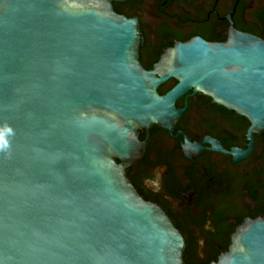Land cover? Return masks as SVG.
I'll use <instances>...</instances> for the list:
<instances>
[{"label":"water","instance_id":"obj_1","mask_svg":"<svg viewBox=\"0 0 264 264\" xmlns=\"http://www.w3.org/2000/svg\"><path fill=\"white\" fill-rule=\"evenodd\" d=\"M123 1L0 0V264H185L182 233L127 178L138 129L172 132L192 91L249 122L235 160L264 133L263 39L232 24L224 42H178L146 69L137 19L113 10ZM211 264H264V219Z\"/></svg>","mask_w":264,"mask_h":264},{"label":"flooded vegetation","instance_id":"obj_2","mask_svg":"<svg viewBox=\"0 0 264 264\" xmlns=\"http://www.w3.org/2000/svg\"><path fill=\"white\" fill-rule=\"evenodd\" d=\"M112 6L137 19L146 69L178 42H224L232 24L264 40V0H125ZM176 83L167 80L161 94ZM175 108L182 112L172 132L157 125L138 129L144 151L126 175L182 233L185 264H211L245 220L264 219V133L254 134L248 155L235 160L232 150L249 147L247 119L192 91L177 98ZM186 139L201 151L184 146Z\"/></svg>","mask_w":264,"mask_h":264},{"label":"clouds","instance_id":"obj_3","mask_svg":"<svg viewBox=\"0 0 264 264\" xmlns=\"http://www.w3.org/2000/svg\"><path fill=\"white\" fill-rule=\"evenodd\" d=\"M9 141L3 138H0V152H5L9 149Z\"/></svg>","mask_w":264,"mask_h":264},{"label":"trees","instance_id":"obj_4","mask_svg":"<svg viewBox=\"0 0 264 264\" xmlns=\"http://www.w3.org/2000/svg\"><path fill=\"white\" fill-rule=\"evenodd\" d=\"M224 39V38H223ZM222 39V40H223ZM146 68H150V65L149 66H146ZM158 92L161 94V93H163L164 92V90H163V85H161V86H159L158 87ZM245 121V120H244ZM229 244V243H228ZM228 244L226 245V246H224V250L226 251V249H227V247H228ZM217 254V253H216ZM213 260H217V255H215L214 256V258H213ZM209 263V261H207L206 262V264H208Z\"/></svg>","mask_w":264,"mask_h":264}]
</instances>
